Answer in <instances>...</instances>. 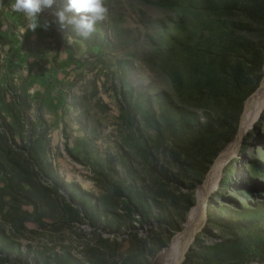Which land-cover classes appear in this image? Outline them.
<instances>
[{
  "label": "rangeland",
  "instance_id": "374dc122",
  "mask_svg": "<svg viewBox=\"0 0 264 264\" xmlns=\"http://www.w3.org/2000/svg\"><path fill=\"white\" fill-rule=\"evenodd\" d=\"M65 2L29 29L0 0V264H156L203 188L179 264H264V108L212 192L200 171L243 110L228 118L211 83L234 59L248 87L262 76L249 1L103 0L87 37L58 21Z\"/></svg>",
  "mask_w": 264,
  "mask_h": 264
},
{
  "label": "bare ground",
  "instance_id": "6f19581e",
  "mask_svg": "<svg viewBox=\"0 0 264 264\" xmlns=\"http://www.w3.org/2000/svg\"><path fill=\"white\" fill-rule=\"evenodd\" d=\"M238 131L234 139L217 155L206 172L205 181L211 184L209 191L218 185L221 168L232 154L236 144L249 124L258 116L264 108V60L262 63V76L258 86L244 100ZM205 189L197 192L195 204L186 214L183 229L173 236L169 246L159 254L156 264H179L184 259V253L194 239V234L201 227L204 220Z\"/></svg>",
  "mask_w": 264,
  "mask_h": 264
},
{
  "label": "trees",
  "instance_id": "16d2710c",
  "mask_svg": "<svg viewBox=\"0 0 264 264\" xmlns=\"http://www.w3.org/2000/svg\"><path fill=\"white\" fill-rule=\"evenodd\" d=\"M221 1V0H220ZM249 2L243 3L239 6L238 15H243L246 18L247 22L251 24H256L262 32H264V0H248ZM232 9V7L224 6V10ZM227 14V12L225 11ZM249 24V27H252ZM258 28L256 27V30ZM253 28H248V31H252ZM248 34V32H247ZM264 34V33H263ZM236 48V46H235ZM264 46L262 47V49ZM234 49V45H233ZM250 61L252 65H254V71L257 73L261 70V65L263 62L262 50H256L255 48L250 52ZM253 70V69H251ZM245 65V61L243 60H233L226 63V67L219 71V76L215 78V81L211 83L210 87L212 93H215L216 101L223 102L226 107H230L231 115L228 118H232L234 121L237 120V115L241 112V106L244 100L248 97V95L253 92L255 89L254 86L248 87V74L252 72ZM260 77V74L258 75ZM210 90V91H211ZM221 98V99H220ZM223 116V115H222ZM226 117L224 120H226ZM236 123V122H235ZM234 123V124H235ZM229 130V129H228ZM228 132V131H227ZM213 133V132H211ZM225 133V132H224ZM220 147L215 150H209L206 153L207 158H203L204 165L201 167V173L205 174L208 165L211 162L212 158L216 156ZM202 155V153H201ZM204 155V153H203ZM72 208L68 205L64 207V211H70Z\"/></svg>",
  "mask_w": 264,
  "mask_h": 264
},
{
  "label": "clouds",
  "instance_id": "9594fccd",
  "mask_svg": "<svg viewBox=\"0 0 264 264\" xmlns=\"http://www.w3.org/2000/svg\"><path fill=\"white\" fill-rule=\"evenodd\" d=\"M52 3L53 0H10V9L13 13L23 14L31 22L28 28L34 29L41 9L50 7ZM105 11L103 0H66L63 10L57 13V19L61 24L72 25L79 35L87 37L94 31L96 22L104 18ZM65 13L71 15L65 16Z\"/></svg>",
  "mask_w": 264,
  "mask_h": 264
},
{
  "label": "water",
  "instance_id": "95a60500",
  "mask_svg": "<svg viewBox=\"0 0 264 264\" xmlns=\"http://www.w3.org/2000/svg\"><path fill=\"white\" fill-rule=\"evenodd\" d=\"M259 84V83H258ZM258 86V85H257Z\"/></svg>",
  "mask_w": 264,
  "mask_h": 264
}]
</instances>
